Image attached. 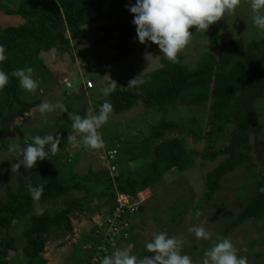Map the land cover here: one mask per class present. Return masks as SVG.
Wrapping results in <instances>:
<instances>
[{
  "label": "trees",
  "instance_id": "trees-1",
  "mask_svg": "<svg viewBox=\"0 0 264 264\" xmlns=\"http://www.w3.org/2000/svg\"><path fill=\"white\" fill-rule=\"evenodd\" d=\"M135 3L136 0H17L9 7L0 5V45L4 46L7 57L0 62V70L10 74L13 70L31 67L32 78L39 83L36 91L30 94L40 97L37 91L40 88L45 90L44 78L47 77L54 85L56 79L50 75L38 54L51 49L64 52L68 47V38H85L87 32L84 27L87 25H97L102 38L114 42L113 48L117 53L107 58L106 63L114 65L127 61L128 55L132 53L127 43L132 32L135 33L137 44H151L148 41L140 44L136 37V29L132 24L134 16L126 8ZM204 36L210 49L203 52L192 68L181 64L180 55L176 63L161 57L159 68L117 78L114 81L117 87L110 95L99 101L92 100L95 101L91 103L94 113H98L100 106L107 101L113 107L110 115L141 106L162 116L149 126L140 142H117V149L109 146L116 151L110 160L113 163L109 164L103 155L102 160L106 165L99 175L90 169L82 177L74 175L70 172L73 161L71 163L64 158L57 168L37 161L35 170L28 176H16L14 188L5 185L4 199H0V264H8L6 260L10 251L17 253L8 234L13 222L20 223L27 219L19 249L25 264H45L41 254L50 232L55 229L70 236V216L79 217L99 197L107 196L111 206L115 191L134 195L138 190L157 184L163 174L171 169L177 172L191 169L195 156L202 161H214L221 157L204 176L205 192L199 204H206L226 173L242 164H248L247 168H250L248 154L258 125L255 104L264 94V37L247 42L238 37L226 40L218 36L214 24L204 32ZM140 75L144 83L128 87L129 81ZM66 83L71 84L67 80ZM62 84L64 89H71L65 86L63 80ZM59 88L63 94L65 90ZM23 92L29 93L19 86L16 78L9 76L7 86L0 90L1 127L9 119L22 117L31 108L40 105L38 99L21 100ZM70 92L61 102H66L68 111L84 97V92L77 85ZM189 108L205 110L207 131H202L198 126L191 129V125L195 124L191 118L185 125L183 121L176 122L164 117L167 112ZM72 123L65 115L63 125L57 130L58 134L65 136L72 130ZM18 128V133L27 132L30 139L36 136L23 125ZM188 136L194 142L205 140V148L200 152L188 150ZM225 138L226 141L222 142ZM217 139L219 144L214 143ZM134 161L138 165L129 171L128 164ZM109 165L116 167L113 177L107 173ZM29 183L34 187L44 186L38 202L61 198V207L52 213L28 215L34 202L27 189ZM252 185L254 195L237 213L230 227L245 220H264V192L260 191L264 189V176L255 177ZM73 193L83 194L76 197L72 196ZM139 212L141 205L138 206ZM90 236H95L94 242L90 241ZM88 238L90 245H86L85 249L90 253L87 257L92 254L101 237L92 229Z\"/></svg>",
  "mask_w": 264,
  "mask_h": 264
},
{
  "label": "rangeland",
  "instance_id": "rangeland-1",
  "mask_svg": "<svg viewBox=\"0 0 264 264\" xmlns=\"http://www.w3.org/2000/svg\"><path fill=\"white\" fill-rule=\"evenodd\" d=\"M12 3H17V0H0V5L3 6L9 7ZM252 16L248 0H241V4L236 8L235 13L225 15L224 18L214 23V27L218 36L226 40L237 37L241 38L243 42H247L250 39H260L264 37V32L257 29L253 23ZM15 23L18 24L20 21H15ZM84 28L87 32L85 38L82 40H71L68 38V47L64 52H56L51 49L38 54L39 59L42 60L46 68H49L50 75L56 79V85L45 77V90L40 88L37 91V95L40 97L30 93L26 94L25 92L21 94V100L32 98L38 99L40 104L45 100L56 104L61 103L62 97L68 96L71 93L70 91L74 90L75 85H77L84 92V97L80 102H75L69 110L70 112H61L57 109L48 113L46 116L47 122L39 114L38 107H33L24 116L15 117L12 120L9 119L6 125L0 126V199H4L5 185H9L12 188L15 187L17 175L26 177L35 170V167L26 170L21 166L18 171H11L12 165L17 163L16 159L20 157L18 153H10L8 146L15 143L18 138L20 139L21 147L26 146L24 138L28 139L29 142L31 140L27 132L18 133L20 125L27 126L29 129L36 126L35 129H38L37 131L39 132V134H36L38 136L49 134L53 135L54 138L59 136L61 142L58 146V151L54 155L50 153L47 159L38 161L49 163L54 168H57L65 158L66 161L69 160L71 163L73 161L70 172L82 177L89 169L94 174L99 175V171L104 169L106 165V162L102 160L103 153L106 149L111 148L109 146L112 145L113 148L117 149V142H140L142 140L141 137L146 136L149 126L155 124L162 117L158 112L137 106L121 114L109 116L107 123L98 130L104 141L102 149L92 150L77 147L72 151V145L70 147L69 144L65 146L66 139L60 136L57 131L59 126L63 125L65 115L70 119L69 113L83 118L87 109L93 108L91 103L95 101L92 100L99 101L105 98L101 92L102 88L109 86V83L117 78L130 74L139 75L159 68V58L163 57L158 46L137 44L135 33L132 32L127 42L132 49V53L128 55L127 60L131 63L128 64L127 61L114 65L106 63L107 58L117 53L113 48L114 42L104 40L101 33L97 30V25H87ZM190 31L193 33L192 39L188 46L179 54L181 64L189 69L199 61L203 52L210 49V44L205 38L204 32H196L194 27ZM65 36L68 37V34H65ZM62 80L70 82L72 88L70 90L64 89L63 84L61 85ZM86 80L91 81L93 88L85 91L82 88V83ZM37 83L39 82L37 81ZM59 87L65 90L63 94ZM68 103L70 104L71 102L68 101ZM63 105L67 107L66 102ZM255 107L258 125L248 154L250 168H247L248 164H242L233 171L226 173L221 178L219 187L213 193L211 199L206 204L201 203V205L199 203L205 192L204 176L216 166L221 157L216 158L214 161H202L195 156L191 169L184 172H177L174 169L169 170L162 176L156 186L148 187L150 194L145 202L141 203V213H137L132 218L133 221L136 216L149 220L156 230L166 232L169 237L186 238L188 242L183 245L181 254L190 256L193 264H202L203 253L217 237L231 240L237 249V255L246 256L248 264H264V220H245L236 226L230 227L237 213L255 193L252 180L261 175L264 176V94L258 99ZM0 110L2 111V108ZM167 113V115L164 114L165 118L176 122L183 121L185 125L189 123L190 118L194 119L195 124L191 125V129H195L198 126L202 131L208 130L207 124L204 123V109H177V112L170 111ZM71 133L73 134L72 130ZM71 133L66 136L68 137ZM186 138L188 143L186 148L188 150L200 152L206 146L205 140L194 142L190 136ZM225 141L226 138L222 142ZM214 143L219 144V139ZM63 147L65 148L63 149ZM112 163V161H109V164ZM137 165L138 162L136 163L135 161L128 164L129 171L137 167ZM79 180L83 181L81 178ZM81 194L83 193H73L72 196L79 197ZM61 201L62 199L59 198L38 203L40 207L45 209L44 212L52 213L61 207ZM195 206L196 208L193 209ZM34 207V202H32L28 215L37 216L34 212ZM109 208L108 197H99L88 206L87 210L79 218L74 216L72 218L78 221L87 217L88 221L91 220L90 224L93 229L94 224L100 227V222L107 214ZM197 213H199V216H197ZM26 220L24 219L20 223L13 222L8 229L12 244L17 249V253L11 251L8 253L6 260L8 264H25L19 249L23 243L21 233L26 226ZM192 226H203L212 234V239L197 240L194 234L188 232V229ZM71 229L72 234L70 236L57 234L59 231L57 232V230L53 229L45 244L44 252H50L52 247L58 242L57 245H64L63 247L66 249L71 247L74 252L73 256L76 259L83 260L84 256L86 257L90 251L82 250V245L80 247V244H78L80 242V238L77 237L79 227L77 229L73 225ZM88 244L90 245V243L86 245ZM106 253L107 248H105V253L100 257V262L106 256ZM87 258L84 263H86ZM71 260L73 261L72 264H75L76 260L74 258H71Z\"/></svg>",
  "mask_w": 264,
  "mask_h": 264
},
{
  "label": "clouds",
  "instance_id": "clouds-1",
  "mask_svg": "<svg viewBox=\"0 0 264 264\" xmlns=\"http://www.w3.org/2000/svg\"><path fill=\"white\" fill-rule=\"evenodd\" d=\"M248 3L253 14L254 25L259 31L264 32V0H248ZM240 4L241 0H136L134 5H128L126 8L134 16L132 24L135 26L139 43L144 44L148 41L158 46L164 59L176 63L179 54L192 39L193 33L190 29L194 27L196 32H206L212 24L224 18L225 15L234 14ZM6 59L5 48L0 45V62ZM32 74L33 69L31 67L13 70L10 74L0 70V90L7 86L9 76H11L18 80L19 86L23 90L29 93L35 92L38 83L32 78ZM140 77L141 75L131 79L128 87L143 84L144 81ZM63 82L66 83V80H63ZM84 83H82L84 89H90L86 88ZM68 87L72 88V84H69ZM116 87L117 84L112 81L109 86L102 88L101 92L104 96H108ZM57 109L61 112L68 111L62 103L53 104L47 100L38 106V111L45 118V122H47V114ZM112 111L111 103L105 101L100 106L98 113H94L92 109H87L83 118L69 113L73 121L71 125L73 134L68 135L67 141L73 147L82 145L87 149H102L104 141L98 130L107 123ZM19 140L18 138L15 143L8 146L10 153H18L20 157L16 159L18 162L12 165L11 171H18L21 166L26 170L34 168L38 160L47 159L50 153L54 155L58 151L61 142L59 136L54 138L51 134L34 136L30 142L24 138L26 145L24 147L20 146ZM112 150L115 151V149H110L104 151V153ZM27 189L34 201L35 214L43 215L45 209L39 206L38 201L43 194L44 186L34 187L29 183ZM147 189L138 191L145 192ZM260 191L264 192V189H260ZM197 216H199V213H197ZM72 217L70 216V223ZM188 232L194 234L197 240L212 239V234L203 226H192L188 229ZM187 242L184 237H169L166 232L154 233L151 241L145 245L146 252L153 254L151 257L138 258L131 255L126 248L116 249L111 255L104 256L101 262L99 259L98 264H193L190 256L181 254L182 247ZM202 264H248V262L246 256L237 255V249L231 240L217 237L203 253Z\"/></svg>",
  "mask_w": 264,
  "mask_h": 264
},
{
  "label": "crops",
  "instance_id": "crops-1",
  "mask_svg": "<svg viewBox=\"0 0 264 264\" xmlns=\"http://www.w3.org/2000/svg\"><path fill=\"white\" fill-rule=\"evenodd\" d=\"M127 62H128V64L131 63L130 61H127ZM62 99H63V97H62ZM35 127L34 126H33V128L30 127V129L35 134H39V132L37 131L38 129L36 130ZM68 133H71V131H69ZM66 135L63 136L66 139V145L65 146H68V144H69V147H70L71 144L67 141ZM78 140H79V138H78ZM71 147H72V149H71L72 151L77 148V147H73V146H71ZM79 147L84 149V147L82 145ZM64 148L65 147H63V149ZM156 185H153V187ZM149 194L150 193L148 192V189L145 190V195H144L145 199L143 202H145V200L149 197ZM90 222H91V220L88 221L87 217H84L83 219L78 220V221L74 220L73 218L71 219V226L75 225L77 227V229L79 227L78 232H77V234H78L77 237L80 238V240H79L80 242L78 244H80V247L82 245V247H81L82 250H86L85 246L87 243H89L88 235L91 234V230H92V226H91ZM161 231L162 230H156L155 227L151 224V222L149 220H144V219L138 218L136 216L135 220L133 221V226H132V230L130 231L129 238L125 241H121V242L119 241V242L112 243L110 246L107 247L106 255H111V253L116 249H125L126 248L129 250L131 255H135L138 258H142L144 256L151 257L153 254L146 252L145 245H146V243L151 241L154 233H158ZM57 234H61L63 236L62 233L58 232ZM171 234H173V233L171 232ZM94 240H95V236H90V241L94 242ZM57 243L55 244V246L52 247V250L50 252H44L45 249L43 248V253L41 254V256L44 259V261H46L45 264H72L73 261L71 260V258H74L76 260L75 264H85L84 261L86 260L87 256L86 257L84 256L83 260L76 259L75 256H73L74 252L71 249V247L69 249H66L65 247H63L64 245L59 246V245H57Z\"/></svg>",
  "mask_w": 264,
  "mask_h": 264
},
{
  "label": "built area",
  "instance_id": "built-area-1",
  "mask_svg": "<svg viewBox=\"0 0 264 264\" xmlns=\"http://www.w3.org/2000/svg\"><path fill=\"white\" fill-rule=\"evenodd\" d=\"M86 88H91V82L86 81ZM68 86V83H65ZM115 151L104 153L107 160H112ZM115 166H107L110 177L115 174ZM144 191H137L134 195L114 192L113 202L107 214L100 222V227L94 224V233L101 237L99 244L94 247L92 254L87 258L85 264H98L102 254L105 253V245H111L116 241H125L129 238L133 226V217L138 211V206L144 201Z\"/></svg>",
  "mask_w": 264,
  "mask_h": 264
}]
</instances>
